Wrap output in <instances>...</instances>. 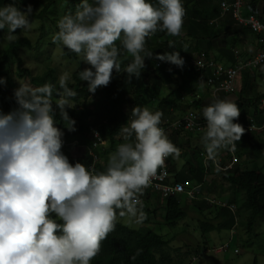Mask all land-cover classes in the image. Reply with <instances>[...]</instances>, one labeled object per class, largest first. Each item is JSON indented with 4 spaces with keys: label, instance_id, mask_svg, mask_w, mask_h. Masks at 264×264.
<instances>
[{
    "label": "clouds",
    "instance_id": "9594fccd",
    "mask_svg": "<svg viewBox=\"0 0 264 264\" xmlns=\"http://www.w3.org/2000/svg\"><path fill=\"white\" fill-rule=\"evenodd\" d=\"M32 15L31 4L22 10L16 0L0 7V30L7 29L0 42L14 43L28 34L35 23ZM185 16L182 0H80L74 12L57 20L51 42L88 66L78 76L94 95L110 86L114 74H126V84L139 79L146 59L182 70L186 60L180 51L155 54L147 44L158 32L180 36ZM169 48H175L171 42ZM71 80V73L62 71L55 84L33 88L18 81L16 107L8 113L0 110V264H90L119 218L136 224L147 219L141 198L145 189L168 157L181 156L161 127L164 113L136 105L119 129L123 142L109 154L104 171L71 163L63 152L65 132L58 126L62 122L69 133L77 131L68 111L78 96L69 87ZM5 83L0 77V84ZM193 95L198 94L189 96L192 102L209 103L202 109L206 126L201 144L205 163L212 161L219 170L221 150L235 151L245 135V128L234 122L240 108L222 96L212 101L210 95L208 100ZM93 134L100 138L98 131ZM89 155L95 161L91 151Z\"/></svg>",
    "mask_w": 264,
    "mask_h": 264
},
{
    "label": "trees",
    "instance_id": "16d2710c",
    "mask_svg": "<svg viewBox=\"0 0 264 264\" xmlns=\"http://www.w3.org/2000/svg\"><path fill=\"white\" fill-rule=\"evenodd\" d=\"M222 1L224 0H182L186 9L183 30H185V36L193 41V52L195 54L200 52L199 48L202 41L212 40L226 33V31H222V21L227 23L225 24L226 26L232 27V25H234V31L246 30L253 34L249 28L240 26L230 16L220 18L218 21L216 20L220 16V4ZM259 1L260 0H246V6L251 13L258 14L259 17L264 20V0H262V3H259ZM9 2H11V0H0V7ZM67 2L69 5L68 9L71 7L75 9L80 0H67ZM151 2L155 3L156 0H151ZM16 3L22 10L25 9L28 4H31L33 10L42 8L37 18L43 19L47 13H50L49 9L56 3V0H16ZM213 20L217 22L211 23ZM40 30L43 32L41 34V39L35 45H33L28 38L18 39L16 42L9 44L2 60H0V77L6 80L5 84H0V110L5 113L12 111L16 107L13 94L14 90L17 88L12 77L13 72H15L17 68L19 77H22L25 72L28 73L30 83L34 88L48 81L54 84L57 82V71L53 67L47 69L42 74H37L35 72L31 73L27 68H24V60L20 53L23 50H33L43 46L44 43L42 39L45 38L44 26ZM164 34L165 33L158 32L156 35L161 36ZM254 36L255 39H257L255 34ZM172 44L175 48H169L168 42H165V44L155 42L153 44L152 40L149 39L147 47L155 54H163L164 52L172 51H180V53H182L181 51L185 50L183 48V39L172 42ZM189 49L192 50L191 47ZM206 51L210 54V50ZM63 52L69 59L77 58L73 53ZM226 52L229 53V51ZM231 53L233 61L230 65L235 62L234 54L233 52ZM219 58L217 57V60ZM124 62L127 63L128 60ZM159 62L161 61L155 58L146 59V67L142 71L140 78L136 79L133 77L132 83L130 84L125 83L126 74H114V79L110 86L98 89L94 95L88 92L87 82H83L79 79L78 72L82 69L78 68L74 71L73 81L69 83V87L74 88L78 96L73 102L74 109H69L68 111L70 117L77 121V131L69 133L67 129L64 128L62 122L58 124L65 132V147L63 148V152L68 156L71 163L75 164L77 161L80 162V160L71 156L69 151L71 145L68 144L72 143L74 138H78L79 136L85 137V135L90 134L92 127L98 130L109 144L105 150L103 149L101 151L99 159H105L110 151H114L118 142V137L122 136L119 129L122 125H126L128 119L131 117V110L136 105L148 106L149 108H153L154 111L160 110L162 112L177 107L182 111L191 108L192 111H196L202 116V109L209 104L208 102L195 100L188 106H185V102L186 98L190 95L197 94L198 92L203 93V84L211 76V73L209 71H197L188 66L184 67L182 70L177 69V71H174L167 64H162L159 68H156ZM262 67L264 69V65ZM169 69H171V71H169ZM177 75L181 78L180 82L177 86L172 87L169 93L163 95V86ZM255 76V73L253 74V72L249 71L243 74V88H241L238 99L234 102L239 106L241 111L239 120L234 121L236 123H249L250 117L254 118L259 124L264 121V117L262 116L263 109L261 108V99L264 97V93L254 94V91L251 90V82ZM148 79H150L149 84L146 82ZM183 106L184 108H182ZM57 120L60 121L59 115H57ZM173 121H175V119H173ZM164 124L165 121H163L162 125ZM182 133H184V131H173L168 134L172 142L175 141L173 143L178 148L179 143L175 139ZM200 153L201 151L197 152L196 149H193L191 155L193 158L198 159ZM237 154L238 162L234 164L230 170L226 172L220 171V174L217 175L216 181L214 182V186L219 189L221 184L218 180L220 178L223 183L222 185H226L228 189L234 191L236 196L231 202H234L237 206L236 214L232 213L227 208L210 206L205 201L187 199L188 203L185 205L181 202L180 197L168 196L162 206L165 212V225L169 227L177 226L181 220L186 218L187 210L193 206L195 210L204 215V218L199 221V227L204 235L205 241L207 235L211 232L222 230L231 231L235 225L237 227L238 218L241 219V225L243 224L245 226L247 232L252 233L257 221L259 219H264V172L259 170L260 167H255L252 170L247 168L244 164L245 161L242 162L243 154L240 152ZM226 156L232 158L229 151L226 152ZM171 159L172 157H168L167 163H169ZM91 162V157L87 156L84 164L88 166ZM195 162L196 164H194V167L189 169V173L185 174L179 172L175 174L173 177L176 181L191 180L195 184L204 183L206 177L205 167L202 161L195 160ZM96 170L103 171V167L100 163L96 165ZM169 171L172 173L173 170L169 168ZM209 191L211 192L209 186L207 187L205 185V187L202 188L203 195L210 194ZM152 194L155 196L157 195L154 191L145 189L141 197L144 200V211L147 214V219L143 221L145 224L150 223V220L156 216L158 210L155 209L151 211L148 207L147 202ZM241 195H243L242 199L238 200ZM157 196V198H161L159 194ZM208 209L210 210L207 214L211 217L204 213ZM169 244L170 242L168 240H165L162 235L157 234L152 229H133L118 221L115 231L102 242L101 251L90 264H170L171 256L166 251ZM137 250H142V252L135 260H132L131 257L136 255ZM195 252H199V250Z\"/></svg>",
    "mask_w": 264,
    "mask_h": 264
},
{
    "label": "rangeland",
    "instance_id": "374dc122",
    "mask_svg": "<svg viewBox=\"0 0 264 264\" xmlns=\"http://www.w3.org/2000/svg\"><path fill=\"white\" fill-rule=\"evenodd\" d=\"M262 2V0L259 1V3ZM68 7L67 0H56V3L49 9L50 13H47L43 19L37 18L42 8L33 10L31 19H33L35 23L32 30L24 36L21 35L19 38H28L33 45H35L41 39V34L43 32L40 29L44 26L45 38L42 39V42L44 43L43 46L33 50H23L20 53L24 60V68H27L31 73L35 72L37 74H42L47 69L53 67L56 69L57 75L62 71H69L72 76L71 81H73V73L75 70L78 68L83 70L85 67H88L81 63L78 57L75 59L67 58L64 55V52L56 49V46L51 42V36L58 30L56 27L57 20L67 11H75L74 7H71L70 9H68ZM6 31L7 29L0 30V38L6 35ZM20 31L21 30L18 29L16 34L20 35ZM182 39L184 40L183 48L185 50L181 51L182 53L180 54L183 58L187 56L190 58L193 55V52L189 48L193 47L194 43L185 36V30H182L181 35L178 37H170L164 34L161 36L156 35L151 38L153 44L155 42L160 44H165V42L172 43ZM9 44L10 43L0 42V60H2ZM186 47H188L187 50ZM199 49L200 51L207 50V47L203 48L200 44ZM17 69L13 72L12 77L16 88L20 86L18 81H23L33 87L30 83L28 73L25 72L22 77H19V71ZM260 70L255 72V84L251 86V90H253L254 93L260 91V93L263 94L264 91L261 90V85L264 84V77ZM177 79H181L179 75H177ZM240 80L241 77L237 79V87ZM146 82L149 84L150 79ZM175 82H177V80ZM175 82H170V86L166 87L165 94L170 92V88L174 87L173 83ZM238 95L239 93L237 92L230 96L223 95L221 98L235 102ZM150 109L154 111L153 108ZM185 111H169V113L165 114L163 117V121L166 122L168 120L172 121L173 119H177ZM109 153H111V151ZM218 182L221 184L219 189L218 187H214V185H209L211 188L209 195L224 198L230 202L233 201L236 196L234 191L228 189L226 185H222L223 183L220 178ZM242 197L243 195H241L238 200L242 199ZM185 200L182 201L183 204ZM157 209L156 216L152 218V222L149 224H145L144 222L141 224L129 222L127 217L119 218L118 221L133 229L148 228L154 230L157 234L162 235L165 240L170 242L168 246L169 248L167 247L166 249L167 253L171 256L170 264H264V219H259L255 225L254 231L249 233L245 226L243 224L241 225V219L238 218L237 229L235 228L233 231L234 236H231L232 232L230 230L214 231L207 235L205 241L204 235L199 227V221L204 218V215L195 210L193 206L187 210L186 218L181 220L179 224L174 227L165 225V212L160 207ZM209 210L210 209L204 213L207 214ZM207 216L210 215L207 214ZM224 245H229V249L225 252L217 253L216 250ZM198 250L199 252H195ZM235 250L239 251L238 254L235 253Z\"/></svg>",
    "mask_w": 264,
    "mask_h": 264
},
{
    "label": "built area",
    "instance_id": "2783aa9c",
    "mask_svg": "<svg viewBox=\"0 0 264 264\" xmlns=\"http://www.w3.org/2000/svg\"><path fill=\"white\" fill-rule=\"evenodd\" d=\"M246 0H224L220 4L221 12L218 21L220 18L226 16L232 17V19L239 24L249 28L253 34L257 36V45L258 51L256 55L250 58H243L239 50H234V60L235 62L232 65H224L219 63L215 57L211 54H208L206 51H202L199 54H193L190 58L186 59L185 66L196 69L197 71H209L211 76L207 79L206 85L209 89V95L211 100L221 99V95H233L238 92L237 79L241 77L244 72H254L259 70L264 65V20H262L258 14L251 13L246 6ZM213 20L211 23L217 22ZM162 64H167L174 71H177V67L170 65L165 62H159L156 65V68H159ZM195 95H193L194 98ZM201 96L198 94L195 96V99H200ZM261 108L263 109L264 117V97L261 99ZM191 123L192 127L187 125ZM247 133L250 135H264V121L259 124L254 118L249 119V123L241 124ZM206 126V121L203 116L199 115L196 111H190L187 115L182 118H179L175 121H166L163 127L167 134L173 131H188L191 133L203 134L201 129ZM98 131L94 127L90 130V140L92 146L89 149L95 157L89 155L92 159L90 167L96 169V165L99 163V154L103 150L105 145V139L102 137L101 133L100 138H96L93 134V131ZM236 151V148H235ZM235 151H229L232 155V161L228 167H225L224 170L231 169L234 164L238 162V157L235 155ZM88 152V154H89ZM203 184H193L190 180L183 182H177L169 171L167 165V159L165 166L158 170L155 177L152 178L151 185L147 188L154 191L155 194H159L162 199H166L168 196H183L190 200L196 201H205L210 206H218L222 208H227L229 211L235 213L237 211V206L235 203H232L224 198L214 197V196H205L202 194ZM146 189V190H147ZM232 234H234L232 232ZM229 249V245H224L216 250V252H225ZM238 253V250H235Z\"/></svg>",
    "mask_w": 264,
    "mask_h": 264
},
{
    "label": "crops",
    "instance_id": "0c3cea01",
    "mask_svg": "<svg viewBox=\"0 0 264 264\" xmlns=\"http://www.w3.org/2000/svg\"><path fill=\"white\" fill-rule=\"evenodd\" d=\"M224 22L225 21L221 22L223 24V25H221V28H222V31H226V33H224L223 35L218 36L212 40L209 39V40L202 41L200 43L201 46L203 48L207 47V50H210V52H211L210 54L213 55L214 57H216V60H217V57L218 58L220 57L217 60L219 63H222V64L227 65V66L230 65V63L233 61V57H232L231 52H233V54H234V50H239L241 53V56L245 59L253 57L254 55H256V53L258 51V45H257V41L255 39L254 34L248 32L246 30H237V31L235 30L234 31L233 30L235 27L234 25H232V27L234 26L232 28L231 26H226L225 24H227V23H224ZM189 40H191V39H189ZM191 41H190V43H191ZM192 43H193V41H192ZM187 48L188 47H186V50H187ZM191 49L193 52L194 48L191 47ZM226 51H229V53ZM187 57H185L184 59L186 60ZM262 69L260 71H262ZM259 70H257V71H259ZM257 71H254L253 74ZM262 74L264 77V71H262ZM254 79L251 82V86H253L255 84ZM176 80H177V82H175ZM180 80L181 79H177V76H176V77L172 78V80L169 81L167 84H165L163 86V89H164L163 95H165L166 87L170 86V82H175V83H173L174 87H175L180 82ZM243 81L244 80H243V75H242L241 80L238 83V93H240L241 88H243L242 87L244 84ZM258 93L260 94V91H256L254 94H258ZM197 94H201L205 100H208L209 92H208V88L206 87V84H203V93L198 92ZM221 96H223V95H221ZM191 103H192V100L189 97H187L186 102H185V106L191 105ZM182 108H184V106ZM176 110H180V109L178 107L177 108H171L169 111H176ZM191 110L192 109L189 108L188 110L183 112L179 118L184 117L185 115H187L186 113H188ZM169 111H164L163 112L164 116H165V114L169 113ZM179 118H177V119H179ZM177 119H175V120H177ZM202 135L203 134H198V133L191 134V132H188V131H184V133L180 134V136L177 137V139H175V140L178 141V143H179L178 146L181 149V156L178 159L172 157V159L170 160L169 163H167V165H169V168L173 170L171 173L172 177H173L175 174H177L179 172L185 173V174L189 173V169L194 167V164H196L195 160L202 161L203 166L205 167V170H206V177H205L204 183H200V184H203V187H205V185L208 187L209 185H211V186L214 185V182L216 181V177H217V175L220 174V171L221 172L227 171V170H224V168L229 166V164L232 161V158H229L226 156V152H227L226 150H221L219 156L217 157L218 164H219V170H217L216 164L213 163L212 161H208L207 163H205L206 153H205L204 148L201 144ZM121 142H123V136L118 137L117 145ZM173 142H175V141H173ZM66 145H67V143H66ZM68 145H71V148L69 150L71 156L78 158L80 160V162L84 164L86 161V157L89 156V154H88L89 149L92 146V142L90 140V134L85 135V137L79 136L78 138H74L72 143H70ZM108 146H109V144L106 141L105 145L103 146L104 147L103 149L105 150ZM193 149H196L197 152L201 151L200 157L198 159L193 158V156L191 155ZM111 152H113V151H111ZM239 152L243 154L242 162L245 161L244 164L247 168L252 170L255 167H260L259 170L264 172V135H260V136L257 135V136L252 137V135L245 132V135L242 137L241 141L237 142V144H236L235 155L237 157H238L237 153H239ZM109 154H107L105 159L101 158L99 160V163L103 167V171L107 167V161H108ZM231 157H232V155H231ZM228 170H230V169H228ZM177 182H183V181H177ZM192 183L195 184L194 182H192ZM195 185H197V184H195ZM214 187H212V188H214ZM207 195L210 196L209 194H207ZM157 197H158L157 195L155 196L152 194L150 196L149 201L147 202L148 207L151 211L157 209L158 207H160L162 209V206L166 200V199H162V198L159 199ZM184 198L185 197H181L180 200L182 202L183 200L186 199L184 202V204L186 205V202L188 203V201H187V198H185V199ZM234 214H236V212ZM150 222H152V219L150 220ZM235 228H236V225L231 230V232H233L235 230ZM232 236H234V234H232ZM217 253H221V252H217ZM236 254H238V253H236Z\"/></svg>",
    "mask_w": 264,
    "mask_h": 264
}]
</instances>
